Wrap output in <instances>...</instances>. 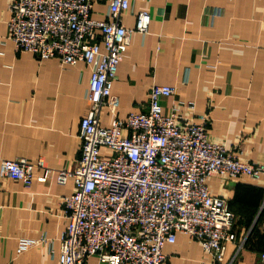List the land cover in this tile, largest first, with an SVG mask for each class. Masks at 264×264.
Instances as JSON below:
<instances>
[{"label": "crops", "instance_id": "crops-1", "mask_svg": "<svg viewBox=\"0 0 264 264\" xmlns=\"http://www.w3.org/2000/svg\"><path fill=\"white\" fill-rule=\"evenodd\" d=\"M10 2L0 0V162L42 160L54 172L69 171L81 153L80 123L90 107L92 69L18 52L9 30ZM110 2L95 0V20H105ZM207 9L223 15L206 18ZM141 11L151 15L149 33L133 32L112 88L117 114L105 109L101 125L146 113L152 87L170 86L177 93L163 100L166 114L179 107L186 120L209 116L211 142L244 162L264 165V0H131L122 24L134 30ZM188 102L196 104L193 112L181 107ZM33 175L27 188L0 174V264H58L67 225L62 202L74 193V182L62 186L55 176L39 181L40 170ZM207 184L236 217L238 240L227 244L225 261L235 257L232 264H260L264 176L260 181L212 176ZM20 239L40 244L18 256ZM163 253L165 264H217L183 233ZM88 264L100 263L92 257Z\"/></svg>", "mask_w": 264, "mask_h": 264}, {"label": "built area", "instance_id": "built-area-1", "mask_svg": "<svg viewBox=\"0 0 264 264\" xmlns=\"http://www.w3.org/2000/svg\"><path fill=\"white\" fill-rule=\"evenodd\" d=\"M110 1L99 21L93 18L95 0H11L9 30L16 50L41 61L91 67L90 107L80 123L76 167L54 172L42 160H3L0 174L27 188L35 170L43 172L42 182L50 176L62 186L73 180L74 193L62 202L67 225L58 264H88L92 257L100 264H165L163 250L176 243L178 233L198 242L217 264H232L235 257L227 263L225 253L238 240L236 217L225 199L211 195L207 181L212 176L260 181L264 165L244 162L211 142L209 116L186 120L179 107L166 114L163 100L177 93L170 86L152 87L146 113L101 125L105 109L117 114L112 88L133 32L146 36L151 26V15L141 11L134 30L126 28L122 16L131 0ZM221 15L217 9L205 13L212 19ZM181 107L193 112L196 104ZM39 244L20 239L16 255Z\"/></svg>", "mask_w": 264, "mask_h": 264}]
</instances>
